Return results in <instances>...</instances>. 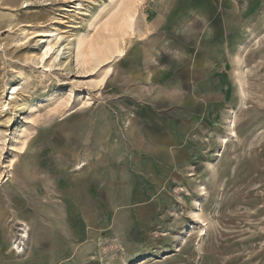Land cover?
I'll use <instances>...</instances> for the list:
<instances>
[{
	"label": "rangeland",
	"instance_id": "obj_1",
	"mask_svg": "<svg viewBox=\"0 0 264 264\" xmlns=\"http://www.w3.org/2000/svg\"><path fill=\"white\" fill-rule=\"evenodd\" d=\"M0 264H264V0H0Z\"/></svg>",
	"mask_w": 264,
	"mask_h": 264
},
{
	"label": "bare ground",
	"instance_id": "obj_2",
	"mask_svg": "<svg viewBox=\"0 0 264 264\" xmlns=\"http://www.w3.org/2000/svg\"><path fill=\"white\" fill-rule=\"evenodd\" d=\"M105 7V6H104ZM130 9V8H129ZM126 10V9H125ZM128 10V9H127ZM125 13L123 14V16H122V24H128L131 20H133L134 18L132 17V13L131 12H129V11H124ZM133 18V19H132ZM95 23H96V17L95 18H93L92 19V21H90V24H89V28L91 27V28H93L94 26H95ZM132 24V22L129 24V25H131ZM119 25V24H118ZM119 27H121V25L119 26ZM124 28L126 27V25L125 26H123ZM117 28V27H116ZM122 28V27H121ZM116 30H120L121 31V29H116ZM123 30V29H122ZM44 35H46V34H44ZM44 35H42V36H44ZM81 36V35H80ZM95 45V44H94ZM94 45L89 41V39L87 38V36H86V38H85V35L84 36H81L78 40H77V43H76V52H77V59H79L78 61H79V63H80V60H81V62L83 61L82 59H84L85 58V56L88 54V52L93 56L95 53H98V52H100L99 50H98V48H95L94 47ZM52 49H53V44H50V43H47V45H46V48H45V50L43 51V53H42V57H41V59H43L44 57H46L48 54H50L51 52H52ZM100 49V48H99ZM75 52V53H76ZM123 54V52H122V50L121 49H119V47L117 48V56H121ZM89 57V56H88ZM76 59V60H77ZM78 63V62H77ZM78 63V64H79ZM111 72V69H110V67H107V69H106V73H105V76L103 77V79H101L100 80V82L102 83L103 82V80L106 78V76L109 74ZM13 90H14V88H13ZM230 124H231V126L233 125V121H231L230 122ZM222 142H224V141H222ZM21 234L19 235V240L18 241H14V243H13V245H15L14 247V249L15 250H18L19 249V247H20V245H22L21 243L23 242V239H26L27 238V234H26V227L25 226H22V228H21Z\"/></svg>",
	"mask_w": 264,
	"mask_h": 264
}]
</instances>
